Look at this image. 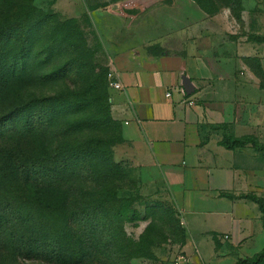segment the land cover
<instances>
[{
	"label": "rangeland",
	"instance_id": "rangeland-1",
	"mask_svg": "<svg viewBox=\"0 0 264 264\" xmlns=\"http://www.w3.org/2000/svg\"><path fill=\"white\" fill-rule=\"evenodd\" d=\"M219 14L228 53L242 37L237 132L262 143L264 0H0V264L195 257L176 208L140 188L142 142L105 72L122 46ZM251 163L245 194L264 203V150ZM219 249L200 245V263L248 264L235 261L256 252Z\"/></svg>",
	"mask_w": 264,
	"mask_h": 264
},
{
	"label": "crops",
	"instance_id": "crops-1",
	"mask_svg": "<svg viewBox=\"0 0 264 264\" xmlns=\"http://www.w3.org/2000/svg\"><path fill=\"white\" fill-rule=\"evenodd\" d=\"M158 7L152 3L149 10ZM220 14L176 24L155 38L122 46L110 58L121 84L111 88L142 142L138 162L149 176L140 188L176 208L196 252L186 254L199 264L202 244L213 252L223 245L258 251L264 241L262 213L244 196L252 186L251 158L259 150L250 143H221L223 134L242 137L237 128L244 86L237 80L242 37L234 34L229 54ZM153 42L155 51L147 47Z\"/></svg>",
	"mask_w": 264,
	"mask_h": 264
},
{
	"label": "trees",
	"instance_id": "trees-1",
	"mask_svg": "<svg viewBox=\"0 0 264 264\" xmlns=\"http://www.w3.org/2000/svg\"><path fill=\"white\" fill-rule=\"evenodd\" d=\"M106 74V72H105ZM105 82L107 84L106 81V76H105ZM221 143L222 145H224L225 147H233V146H237V145H243L245 143H250L255 149L257 150H264V144L257 142V140L252 139V138H248V137H230L228 135L223 134L222 138H221ZM244 196L248 197L249 199H251L252 201H254L258 207V209L260 210V212L262 213V224L264 227V203L263 200L260 196L255 195V194H245ZM264 252V249L258 250L255 252V254L253 256H246L242 259H236V263L237 262H245L248 264L254 263L259 255H261Z\"/></svg>",
	"mask_w": 264,
	"mask_h": 264
},
{
	"label": "built area",
	"instance_id": "built-area-1",
	"mask_svg": "<svg viewBox=\"0 0 264 264\" xmlns=\"http://www.w3.org/2000/svg\"><path fill=\"white\" fill-rule=\"evenodd\" d=\"M105 76H106L107 85L109 87H113V88L121 87V84L117 79L116 72L113 68H109L106 71ZM165 94L169 95V92H166ZM170 264H199V263H197L194 260H191L189 255H187L185 252L180 250L173 255V257L170 260Z\"/></svg>",
	"mask_w": 264,
	"mask_h": 264
}]
</instances>
